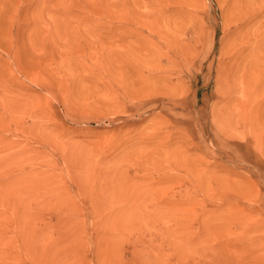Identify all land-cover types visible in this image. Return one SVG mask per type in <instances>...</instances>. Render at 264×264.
<instances>
[{
    "label": "rangeland",
    "instance_id": "rangeland-1",
    "mask_svg": "<svg viewBox=\"0 0 264 264\" xmlns=\"http://www.w3.org/2000/svg\"><path fill=\"white\" fill-rule=\"evenodd\" d=\"M0 264H264V0H0Z\"/></svg>",
    "mask_w": 264,
    "mask_h": 264
},
{
    "label": "bare ground",
    "instance_id": "bare-ground-1",
    "mask_svg": "<svg viewBox=\"0 0 264 264\" xmlns=\"http://www.w3.org/2000/svg\"><path fill=\"white\" fill-rule=\"evenodd\" d=\"M229 58V57H228ZM237 116V115H236Z\"/></svg>",
    "mask_w": 264,
    "mask_h": 264
}]
</instances>
